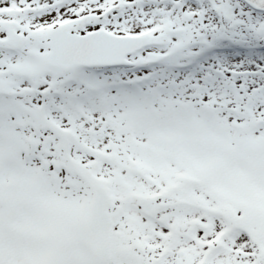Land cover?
Returning a JSON list of instances; mask_svg holds the SVG:
<instances>
[{"label": "snow or ice", "instance_id": "snow-or-ice-1", "mask_svg": "<svg viewBox=\"0 0 264 264\" xmlns=\"http://www.w3.org/2000/svg\"><path fill=\"white\" fill-rule=\"evenodd\" d=\"M0 264H264V0H0Z\"/></svg>", "mask_w": 264, "mask_h": 264}]
</instances>
